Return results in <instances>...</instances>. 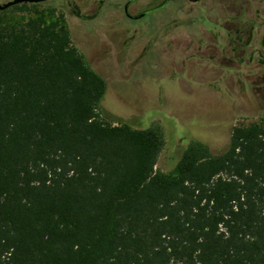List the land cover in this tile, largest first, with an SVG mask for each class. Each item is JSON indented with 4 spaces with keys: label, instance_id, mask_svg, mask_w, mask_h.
Returning <instances> with one entry per match:
<instances>
[{
    "label": "trees",
    "instance_id": "16d2710c",
    "mask_svg": "<svg viewBox=\"0 0 264 264\" xmlns=\"http://www.w3.org/2000/svg\"><path fill=\"white\" fill-rule=\"evenodd\" d=\"M32 12L0 20V264H264V126L156 171L161 129L105 113V79Z\"/></svg>",
    "mask_w": 264,
    "mask_h": 264
},
{
    "label": "flooded vegetation",
    "instance_id": "af4514ba",
    "mask_svg": "<svg viewBox=\"0 0 264 264\" xmlns=\"http://www.w3.org/2000/svg\"><path fill=\"white\" fill-rule=\"evenodd\" d=\"M13 1L0 0V7ZM12 9H25L29 16L38 9L71 37H118L115 51L131 54L133 67L164 68L191 101L176 96L175 102L231 106L230 117L217 111L199 131L189 121L198 117L195 110L189 119H175L181 122L173 123L177 134L191 131L199 139L226 140L238 127L229 122L252 115L248 106H263L264 116V0H44L0 8V14ZM158 101L162 105L161 91ZM161 113L178 116L172 110Z\"/></svg>",
    "mask_w": 264,
    "mask_h": 264
},
{
    "label": "rangeland",
    "instance_id": "374dc122",
    "mask_svg": "<svg viewBox=\"0 0 264 264\" xmlns=\"http://www.w3.org/2000/svg\"><path fill=\"white\" fill-rule=\"evenodd\" d=\"M35 10L39 11L38 9ZM25 13L27 11L22 12L12 9L1 13L0 20L9 25H15L29 18ZM72 39L74 45H78L79 51L89 59L90 67L106 81L107 90L101 102L102 110L120 121L140 129H147L151 126H157L161 129L164 146L157 159L156 171L170 172L180 159L188 143L192 140L205 143L212 154H217L225 148L227 139L203 140L199 139L191 131L177 134L173 131V123L178 126L181 122H179L180 120L175 121V119L179 117H182L180 119H184V117L189 119L188 116H192L191 114H194L192 111L195 110L198 117L191 118L189 121L193 130L199 131L207 124L204 119L212 120V114L217 111L228 113V117H230L231 106L220 104V109L214 105L195 107L191 105L187 107L175 102L176 96L181 101H191L186 100L176 87V84L169 81L164 68L141 70L138 67H133L131 65V54L115 51L119 45L118 37H72ZM159 87L161 88L160 90ZM160 91L162 105L158 104ZM205 92L206 96H210L213 99L214 94L212 92L208 90ZM216 101L217 99L215 100L214 98L212 103H217ZM262 107L256 105L248 106V110L252 115L228 124L242 127L258 123L264 126V116L261 115ZM164 110L165 113L172 110L178 113V116H173L172 119L166 115L163 116L161 112H164ZM113 125H116V123Z\"/></svg>",
    "mask_w": 264,
    "mask_h": 264
},
{
    "label": "water",
    "instance_id": "95a60500",
    "mask_svg": "<svg viewBox=\"0 0 264 264\" xmlns=\"http://www.w3.org/2000/svg\"><path fill=\"white\" fill-rule=\"evenodd\" d=\"M41 1H44V0H15V1L9 3V4H6V5L2 6V7H0V8L1 9H5V8H8L9 6H12L14 4H19L21 2H34V3H37V2H41Z\"/></svg>",
    "mask_w": 264,
    "mask_h": 264
},
{
    "label": "built area",
    "instance_id": "2783aa9c",
    "mask_svg": "<svg viewBox=\"0 0 264 264\" xmlns=\"http://www.w3.org/2000/svg\"><path fill=\"white\" fill-rule=\"evenodd\" d=\"M25 14L28 15L27 13H25ZM28 16H29V15H28ZM30 16H31L32 18L35 17L34 14H31ZM30 16H29V17H30ZM45 21L48 23L50 20H48V19L45 17Z\"/></svg>",
    "mask_w": 264,
    "mask_h": 264
}]
</instances>
